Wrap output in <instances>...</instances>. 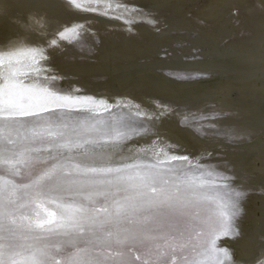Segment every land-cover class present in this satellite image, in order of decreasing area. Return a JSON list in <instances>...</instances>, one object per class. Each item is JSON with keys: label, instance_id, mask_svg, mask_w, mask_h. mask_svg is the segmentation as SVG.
<instances>
[{"label": "bare ground", "instance_id": "1", "mask_svg": "<svg viewBox=\"0 0 264 264\" xmlns=\"http://www.w3.org/2000/svg\"><path fill=\"white\" fill-rule=\"evenodd\" d=\"M179 45L184 54H169ZM29 49L47 59L24 60L39 72L23 71L41 82L55 75L54 90L92 98L91 111L73 109L71 118L110 122L103 113L114 111L115 121L147 124L127 147L149 159L210 152L202 164L236 177L219 183L252 192L236 220L239 237L218 245L232 264H264V0H0V58ZM212 124L225 139L193 131Z\"/></svg>", "mask_w": 264, "mask_h": 264}, {"label": "snow or ice", "instance_id": "2", "mask_svg": "<svg viewBox=\"0 0 264 264\" xmlns=\"http://www.w3.org/2000/svg\"><path fill=\"white\" fill-rule=\"evenodd\" d=\"M43 51L0 58V264H57V257L62 264H232L231 250L218 240L239 237L236 220L251 190L225 184L222 195L219 181L236 177L208 170L201 161L210 152L149 159L145 149L128 148V131L140 136L148 127L72 119L73 109L92 110L91 97L63 94L54 90L55 75L41 82L22 70L38 73L22 61L47 59ZM193 131L225 139L215 124ZM21 170L27 182L18 184L11 177ZM176 212L190 219L173 234L165 216Z\"/></svg>", "mask_w": 264, "mask_h": 264}, {"label": "rangeland", "instance_id": "3", "mask_svg": "<svg viewBox=\"0 0 264 264\" xmlns=\"http://www.w3.org/2000/svg\"><path fill=\"white\" fill-rule=\"evenodd\" d=\"M191 38H193V37H191ZM186 43H189L188 42V39H187V42ZM183 45H179V46H177V49H176V51H171L169 54H171V55H174V54H178L179 52V54H184V51H183ZM165 49V48H164ZM201 50V49H200ZM193 52L195 53V50H193ZM168 55V54H167ZM170 70V69H169ZM174 71H172V69H171V71L169 72V73H171V75H173L172 73H173ZM184 74H181V76H183ZM120 109H122V108H120ZM106 112H104L103 114H104V116L103 117H105V118H107V119H110L111 121L110 122H117V121H115V116H118V113H115L114 111L113 112H108L107 111V114H105ZM99 113H97V115H98ZM55 118V117H54ZM72 119H76V118H72ZM139 125H135V126H130V128H135V129H143V128H145V127H147V124H145V125H140L139 127H138ZM226 127H224V129H225ZM223 129V130H224ZM234 130V126H231L230 127V130L228 131L229 133L230 132H232ZM125 131H127V129H125ZM134 132H131V131H128V135L129 136H131L132 137V139L131 140H128L127 141V144L128 143H131L134 139ZM208 165H210V166H212V167H214L215 165L212 163V162H209L208 163ZM208 168V167H207ZM208 170H212V169H209L208 168ZM5 174H7V173H5ZM11 178H13L18 184H23V183H26L27 182V173L25 172V171H23V170H21V172H20V174L19 175H16V176H13V177H11ZM220 184V187H219V192L222 194V195H224V194H226V193H228L229 192V187H225V184H224V182H220L219 183ZM184 216V217H183ZM179 217V218H178ZM190 219V217H188V216H185V215H182V214H176V213H168L166 216H165V228H166V230H168L169 232H172L173 234H178L180 231H184L185 229H186V227H187V222H188V220ZM178 223V224H177ZM175 225H176V227H175ZM179 225V226H178ZM173 227V228H172ZM182 227V228H181ZM69 250H70V247H69ZM110 251V250H109ZM133 255H136V253H133ZM57 259V264H62V257H57L56 258Z\"/></svg>", "mask_w": 264, "mask_h": 264}, {"label": "water", "instance_id": "4", "mask_svg": "<svg viewBox=\"0 0 264 264\" xmlns=\"http://www.w3.org/2000/svg\"><path fill=\"white\" fill-rule=\"evenodd\" d=\"M244 263H246V262H244Z\"/></svg>", "mask_w": 264, "mask_h": 264}]
</instances>
